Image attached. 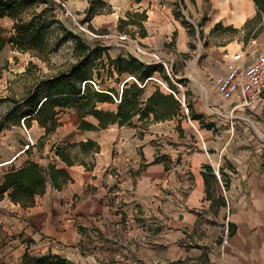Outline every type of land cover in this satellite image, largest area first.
<instances>
[{
    "label": "crops",
    "instance_id": "1",
    "mask_svg": "<svg viewBox=\"0 0 264 264\" xmlns=\"http://www.w3.org/2000/svg\"><path fill=\"white\" fill-rule=\"evenodd\" d=\"M94 1L101 5H95L91 19L86 21L91 29L102 32L114 28L116 34L133 33L147 51L166 57L172 67L176 59L190 51L191 34L183 18L175 15V0L61 3L83 23ZM206 1H211V12ZM182 3L194 19L213 15L206 22L208 30L218 25L226 32L233 28L252 35L264 20L255 0ZM1 21H11L12 25L15 22L9 16ZM253 22L255 28H245ZM192 24L197 27L196 22ZM127 27L138 31L127 32ZM204 27L202 23L200 28ZM114 45L116 54L110 52L113 58L128 54L117 41ZM9 48L8 44L0 50V64L9 59ZM210 54L221 56L219 50ZM235 54L229 50L224 56L223 67L213 75V83L216 76L226 73ZM138 58L155 67L149 80L141 85L143 91L132 119L102 128L99 120L90 115L93 119L86 120L97 129L74 127L64 142L51 144L49 155L39 154L34 143L12 157L9 164H53L65 169L69 178L64 183L60 180L57 188L49 177L45 193L36 195L28 207L13 203L8 193L0 194V264H35V258L49 253L74 264H87L88 257L89 264H264V143L251 138L249 125L239 131L236 128L239 120L247 123L256 116L264 117V100L245 109H234L232 103L226 102L227 115L220 113L226 127L220 129L219 112L214 110L218 108L209 104L207 114H190L179 89L155 82L159 81L157 76L162 79L161 61L152 55ZM121 80L113 85L118 96L125 82H134L130 74ZM154 94L164 95L163 106L153 107L149 99ZM216 101L217 98L213 102ZM119 104L105 101L99 109L118 112ZM233 112H237L236 116ZM198 114L199 119L194 117ZM254 128L264 137L262 122ZM241 134L246 147L235 155L233 146ZM88 141L92 143L91 165L75 160L70 166L56 155L61 144L69 148L78 144L81 148L80 143ZM76 195L79 204L74 217L65 220L64 204ZM18 226L23 230L20 236L4 237L5 231L12 234L11 230ZM226 230L232 235L229 233L227 242H223ZM86 235L90 237L89 246Z\"/></svg>",
    "mask_w": 264,
    "mask_h": 264
},
{
    "label": "rangeland",
    "instance_id": "2",
    "mask_svg": "<svg viewBox=\"0 0 264 264\" xmlns=\"http://www.w3.org/2000/svg\"><path fill=\"white\" fill-rule=\"evenodd\" d=\"M55 1L57 3L62 2L65 4V1L67 0ZM175 1L179 3L175 4L177 5L175 15L177 14L178 18H183V22L187 23L186 27L189 28L191 38L189 41L190 51L188 53H184L179 60L176 59L174 67L171 66V63L166 57L164 58L159 54L147 51V49L136 40L133 33L116 34L114 32V28L102 32L95 31L91 29L87 23L82 24L78 19L74 18L75 16L71 13V10L65 8L63 4L62 6L65 10L57 7L56 12L59 18L64 21L70 30L80 34L85 42H88L91 46L95 43L103 44L109 49V53L111 52L112 55H115L116 49L114 44L117 41L120 46H122V49H124V53L135 54L141 59H145V57L152 55L155 60L161 61L163 68V80L157 76L156 78L159 79V81L155 80V82L161 84L163 87L167 85L173 90L175 88L179 89L181 98L185 100L190 109V114L193 112L196 114L197 111H202L204 114H207L206 112L208 109L206 107L209 104L210 107L218 108L214 110L219 112V128L225 129V124H222V122H225V117H223V115H227L225 110L229 108L227 103L221 100L215 89L213 75L220 73V69L223 67L224 63V56L229 52V50L230 54H235L237 50V53H240L246 51V49L258 54L264 49V20L258 27V31L252 35L248 34L247 30H245L244 33H241L239 29L233 28H228L226 32V30H223V26L219 27L218 25H215V27L208 30L206 22L211 19L213 16L212 14L210 17L207 14H203L204 16L194 19V17L188 15L187 10L184 9L182 0ZM260 1H262L264 7V0ZM256 4L261 11V13L259 12V16H262L264 14V8L261 9L260 5H258V3ZM210 5L211 1H206V6L209 8V12L212 10ZM1 22L6 31L5 35L8 37L11 34L14 25H12L11 21H8L7 23L4 21ZM195 22L197 27H194L192 24ZM202 23L204 26L206 25L203 29L200 28ZM255 26L256 22H253L252 24H249V26L247 24L245 28H255ZM125 29L126 31L128 30L127 32L133 30V28L130 27ZM133 31L136 32L138 30L134 28ZM198 31H200V33H198ZM122 36L127 37L126 39H123ZM62 38V43L54 52H51L50 56L46 60L34 57L29 52H18L14 50L12 44L9 43V59L4 60L0 64V121H4L6 124V126L0 130V164H2V161L12 159V157L18 152L28 149L27 143L30 144V138L33 139L34 143H36L35 147H37L39 154L49 155L52 143L64 142L68 136L67 134L74 129V127L80 125L81 119L74 107L58 108L59 126L57 131L46 134V129H42L35 119L30 123L25 122L23 116L26 115L27 107L24 106V102L22 101L18 105L15 103L16 99L20 100L21 98H25L26 95L37 86L41 79H45L51 75H56L58 72L68 71L72 67V64L76 63L80 59V50L77 48L74 37L72 35L64 34ZM227 44H229V46L226 49L216 48V46H223ZM138 47L142 48V51L139 50ZM212 50H219L221 52L220 58L215 55L211 56L210 53ZM99 62V59H97L96 64H99ZM92 68L94 70L93 76L95 81H97H93L92 83L94 88H98V85L100 86L103 83L105 87L115 85V80L109 78V74L104 67L102 68L100 65H94ZM98 72L101 73L99 78L96 76ZM210 72L212 73L211 75ZM216 98L218 101L213 102ZM220 106L221 108H219ZM71 109H74L76 112ZM220 113L223 115L221 116ZM236 113L237 112L234 113L235 116ZM87 119L92 120L93 117L89 116ZM239 121L240 122L236 124L238 131L243 126L249 125L252 133L251 138L258 143H264V137L261 138L258 134V128H254V126L258 127L259 122H262L264 125L263 116H256V118H253L251 122L247 123L243 120ZM23 125H25L26 129ZM244 142L242 134L239 135V138L235 140V146H233V154L238 155L239 150L246 147L243 144ZM61 146H63V149H65L66 152L72 155L74 160L76 159L77 161L83 163L87 162L90 165L93 164L91 159L92 145L85 146L84 149L78 147V144H74V146L70 148L69 145L61 144ZM11 166L12 164L0 167V183L3 181L4 172ZM3 203L6 204L7 201L4 200ZM77 204H79V196L77 195L72 197L66 205L64 204L65 210L63 215L65 220L73 219ZM116 211L118 213V210ZM116 211L110 209L111 213ZM19 218V215L16 216L17 221H19ZM19 225L21 224L19 223ZM88 227L89 226L86 227V234L89 230ZM11 232L12 234L9 233V231H5L4 237L8 238L20 236V233L23 232V230H21L18 226L14 230H11ZM86 237L87 239L85 243L89 246L90 237L87 235ZM89 260L90 257L86 259L87 264L90 263ZM26 262L27 259L24 258V263Z\"/></svg>",
    "mask_w": 264,
    "mask_h": 264
},
{
    "label": "trees",
    "instance_id": "3",
    "mask_svg": "<svg viewBox=\"0 0 264 264\" xmlns=\"http://www.w3.org/2000/svg\"><path fill=\"white\" fill-rule=\"evenodd\" d=\"M255 1L261 9L264 8L262 1ZM92 3L82 24L91 19L95 5H101L100 1ZM57 7L65 10L62 3H57L55 0H0V20L9 16L15 21L8 37L5 35L6 31L0 21V50L10 43L13 49L18 52H29L34 57L46 60L51 52L59 47L63 40L62 37L66 34L74 37L81 54L80 59L72 64L68 71L58 72L56 75L41 79L25 98L16 99V105L23 101L24 106L27 107L26 115L23 116L25 122L30 123L35 119L41 128L46 129V134H50L56 132L59 126L58 108L73 107L81 119L79 125L81 129H97V126L86 120L90 115L99 120V127L102 128L115 122L120 124L128 122L137 112L136 104L143 91L141 85H145L152 76L155 65H149L131 53L119 54L113 58L109 49L100 43L91 46L80 34L70 30L59 18L56 12ZM122 22L126 21L121 20ZM97 59L100 61L99 64H96ZM94 65L104 67L109 78L114 79L116 83L121 82V77L125 74H130L134 82L132 84L124 83L125 87L121 96H118L115 86L105 87L103 82L100 86L98 85V88H94L92 84L95 81L92 68ZM159 68L161 71L162 66ZM96 76L99 78L101 73L98 72ZM120 97L118 112L99 109L100 103L105 101L116 103V98ZM149 101L153 102L154 108L163 106L164 95L154 94ZM194 117L199 119L201 115L198 114ZM5 126V122L0 121V130ZM90 145H92L91 141L80 143L81 149ZM56 155L70 166L75 163L76 159L74 160L72 155L66 152L61 145L57 147ZM208 167L211 169L210 166ZM49 177L54 186L59 188L60 180L64 183L69 175L65 169H58L53 164L42 166L34 161H28L19 167L13 164L3 174L0 194L3 196L8 193L9 199L13 203L28 207L34 202L36 195L45 193ZM230 230L229 233L232 235ZM35 264L74 263L49 253L35 258Z\"/></svg>",
    "mask_w": 264,
    "mask_h": 264
},
{
    "label": "built area",
    "instance_id": "4",
    "mask_svg": "<svg viewBox=\"0 0 264 264\" xmlns=\"http://www.w3.org/2000/svg\"><path fill=\"white\" fill-rule=\"evenodd\" d=\"M126 37L122 36L123 39ZM214 86L221 100L232 103L234 109H245L264 100V50L258 54L249 50L235 54L227 64L226 73L214 78ZM120 101L121 97L116 98L117 103ZM184 106L189 112L185 102ZM31 145L34 141L30 138L28 147ZM228 236L226 230L223 242H227Z\"/></svg>",
    "mask_w": 264,
    "mask_h": 264
},
{
    "label": "bare ground",
    "instance_id": "5",
    "mask_svg": "<svg viewBox=\"0 0 264 264\" xmlns=\"http://www.w3.org/2000/svg\"><path fill=\"white\" fill-rule=\"evenodd\" d=\"M12 161H11V159H9V160H6V161H2V164H9V163H11Z\"/></svg>",
    "mask_w": 264,
    "mask_h": 264
}]
</instances>
